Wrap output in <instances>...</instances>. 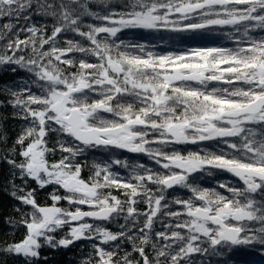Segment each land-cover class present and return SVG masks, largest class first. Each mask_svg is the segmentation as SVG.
Segmentation results:
<instances>
[{
	"label": "snow or ice",
	"instance_id": "6c2138e0",
	"mask_svg": "<svg viewBox=\"0 0 264 264\" xmlns=\"http://www.w3.org/2000/svg\"><path fill=\"white\" fill-rule=\"evenodd\" d=\"M88 3L0 0V67L29 74L4 92L25 122L6 157L10 195L30 209L19 221L23 238L0 252L34 264L45 246L85 240L90 251L80 264H228L241 246L264 250V0H122L105 12ZM34 16L52 24L37 25ZM136 30L168 33L174 44L208 36L228 44L157 51L120 38ZM67 33L79 39L61 41ZM53 132L56 148L47 139ZM187 145L200 147H176ZM99 149L113 155L93 161L83 178L78 158ZM115 150L143 154L156 167ZM57 151L61 157L50 160ZM197 173L236 182L202 187L191 180ZM16 178L54 185L51 204ZM175 188L189 195L169 198ZM120 220L118 231L105 226Z\"/></svg>",
	"mask_w": 264,
	"mask_h": 264
},
{
	"label": "trees",
	"instance_id": "16d2710c",
	"mask_svg": "<svg viewBox=\"0 0 264 264\" xmlns=\"http://www.w3.org/2000/svg\"><path fill=\"white\" fill-rule=\"evenodd\" d=\"M122 0H108V8L106 9L102 0H89L88 7L90 11L93 12H105L110 10H119L121 7ZM85 22H94L91 17H85ZM6 20H0V25L5 23ZM33 22L37 25L41 23L52 24L51 19L44 20L41 17L34 16ZM23 23V22H21ZM187 35V34H185ZM170 34L168 33H147L143 30L136 31H125L120 34L121 39L133 40L145 42L149 41L157 45V51L165 50L171 51L175 47L183 46H193V45H214V44H225L228 42L222 36H208L205 38H192L185 40L182 44H174L169 39ZM163 37V40L160 39ZM65 38L68 39H79L74 37L73 34L67 33L61 37V41ZM179 40L180 37H177ZM15 66H3L0 67V248L5 247L8 243L19 241L23 238L25 234V228L20 225L19 221L23 213L30 211L29 208L20 204L18 200L14 199L11 195V180H12V170L10 166L6 163L7 154L12 151L15 139L18 136L20 130L24 126V121L14 117V109L9 104V95L4 92V87L6 85H16L17 82L21 79H27L28 73L25 71L16 68L13 71ZM101 116L111 118L107 113H101ZM4 137H7L5 140ZM49 147H57V134L50 133L47 137ZM67 139V138H66ZM208 147H215L212 142H205V145ZM182 152H187L188 150H198L196 145H187V146H176ZM115 154L120 159H127L130 163H143L149 167H156L146 156L143 154H132L123 150H115ZM61 153L57 151L54 155L50 154V160H58L61 157ZM112 152H104V150H88L82 156L78 158V162L82 165H86L82 171V176L85 179L91 175V165L93 161H100L108 159ZM19 160V158L17 157ZM115 171L120 172L121 174H127V170L123 168L116 167ZM192 182L198 183L202 187L213 188L217 186L218 180H229L235 181L234 177H231L227 173H215L213 176H208L204 173L194 174L191 178ZM17 186H24L25 190L36 189L37 200L41 204H51L50 199H48L49 193L53 191L54 185H50L44 189H39L35 181L28 180L27 184L24 185V182L19 178L15 179ZM223 191L222 189H218ZM113 194L120 196L121 194L117 190H112ZM58 194L64 195L62 189L58 190ZM175 195L183 196L187 198L189 193L186 190L175 188L170 190L168 193L169 198H172ZM123 199V196H121ZM61 207H67L66 202L61 201ZM141 210L143 205L138 206ZM19 208L20 211H16ZM85 210H87L85 208ZM174 210V209H173ZM118 223H123L122 220L118 222H113L111 224L105 225L112 231H118ZM159 230V227H157ZM67 231L65 228L63 231H58L55 233L57 239H59L64 232ZM89 241L81 240L73 244L68 248H56L52 249L50 247H43L40 250L41 259L39 262H34V264H80L82 258L87 256L90 251ZM123 250L131 251V245L125 242L123 244ZM150 251V249H149ZM47 258L46 260L44 258ZM136 258V254H133V259ZM194 259H201L199 256L194 257ZM235 261V264H264V250L260 249L258 245L253 246H241L236 248L232 256L228 259V264H231L232 261ZM0 264H25L23 257L11 256L6 253L0 252ZM212 264H225V261H217L213 259Z\"/></svg>",
	"mask_w": 264,
	"mask_h": 264
}]
</instances>
